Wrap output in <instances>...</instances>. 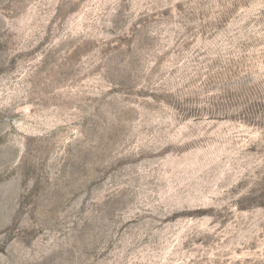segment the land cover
<instances>
[{"label":"rangeland","instance_id":"1","mask_svg":"<svg viewBox=\"0 0 264 264\" xmlns=\"http://www.w3.org/2000/svg\"><path fill=\"white\" fill-rule=\"evenodd\" d=\"M0 264H264V0H0Z\"/></svg>","mask_w":264,"mask_h":264}]
</instances>
